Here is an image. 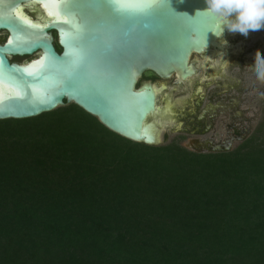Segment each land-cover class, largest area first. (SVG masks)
Listing matches in <instances>:
<instances>
[{
  "label": "trees",
  "instance_id": "trees-1",
  "mask_svg": "<svg viewBox=\"0 0 264 264\" xmlns=\"http://www.w3.org/2000/svg\"><path fill=\"white\" fill-rule=\"evenodd\" d=\"M0 264H264V119L208 153L73 103L0 120Z\"/></svg>",
  "mask_w": 264,
  "mask_h": 264
},
{
  "label": "water",
  "instance_id": "water-1",
  "mask_svg": "<svg viewBox=\"0 0 264 264\" xmlns=\"http://www.w3.org/2000/svg\"><path fill=\"white\" fill-rule=\"evenodd\" d=\"M205 7L204 0H158L153 15L128 24L114 23L106 12L81 9L78 18L86 25V58L73 67L65 62L68 38L61 36V29L71 30L69 25H53L40 0H0V59L4 61L0 64V81L5 97L0 100V120L36 117L73 103L123 138L157 144L161 129L177 130L179 123L161 119L155 126L150 125L157 114L154 108L158 92L153 89L164 84L150 80L138 84V79L150 72L160 79L173 77L175 84H185V79L199 70L190 61L193 53L211 52L210 49L227 52L221 45V36L217 38L211 30L207 31L217 29L215 18L197 12ZM16 8L33 23L49 27L31 28L15 15ZM10 35L17 37L19 43L14 45L16 51L5 55ZM42 56L47 57L44 66H36L33 75L20 71ZM167 99L172 100L169 95ZM205 143L197 150L228 151L231 141L212 144L207 139Z\"/></svg>",
  "mask_w": 264,
  "mask_h": 264
},
{
  "label": "rangeland",
  "instance_id": "rangeland-1",
  "mask_svg": "<svg viewBox=\"0 0 264 264\" xmlns=\"http://www.w3.org/2000/svg\"><path fill=\"white\" fill-rule=\"evenodd\" d=\"M223 39L227 41L226 45L221 44L226 53L210 49L211 52L191 55L190 61L199 70L185 79V84H175L173 77L160 79L150 72L138 79V84L146 80L164 84L157 93V104L162 108L169 95L173 114L164 117L179 123L178 130L161 129L158 143L154 145L173 142L190 151L208 153L191 148L188 140L209 138L213 142L231 141L228 150L231 151L264 119V96L260 95L264 93V84L258 83L254 71L248 68L255 67L258 56H264V36L245 39L239 33L226 31L220 38L221 43ZM188 126L196 129L188 132Z\"/></svg>",
  "mask_w": 264,
  "mask_h": 264
},
{
  "label": "snow or ice",
  "instance_id": "snow-or-ice-1",
  "mask_svg": "<svg viewBox=\"0 0 264 264\" xmlns=\"http://www.w3.org/2000/svg\"><path fill=\"white\" fill-rule=\"evenodd\" d=\"M36 2V0H33ZM158 0H87L86 3H80L78 0H40V6L47 12L49 21L53 25H69L70 31L61 29V36L68 38V51L65 53V62L69 66H79L86 58V49L83 43V35L86 31V25L79 22L78 12L81 9H94L106 12L116 24H128L144 17L153 15L157 7ZM15 15L34 29H45L49 24L33 23L28 17L24 16L20 8L15 9ZM65 42L64 39L61 41ZM19 40L10 35L7 39V52L5 55L16 51ZM46 56L40 60L33 61L32 65L21 69L25 74L31 76L34 74L36 66L43 67ZM0 59V64H3ZM3 82L0 81V100L4 99L2 90ZM163 87V86H161ZM155 91V89H153ZM19 96L20 92L16 91Z\"/></svg>",
  "mask_w": 264,
  "mask_h": 264
},
{
  "label": "clouds",
  "instance_id": "clouds-1",
  "mask_svg": "<svg viewBox=\"0 0 264 264\" xmlns=\"http://www.w3.org/2000/svg\"><path fill=\"white\" fill-rule=\"evenodd\" d=\"M204 2L206 7L197 12L207 13L215 18L217 29L207 31L211 30L217 38L218 35L223 37L225 29L230 33H239L245 39L264 36V0H204ZM221 44L226 45L227 41L224 40ZM248 68L254 71L256 81L264 84V56H258L255 67ZM260 95L264 96V93Z\"/></svg>",
  "mask_w": 264,
  "mask_h": 264
},
{
  "label": "bare ground",
  "instance_id": "bare-ground-1",
  "mask_svg": "<svg viewBox=\"0 0 264 264\" xmlns=\"http://www.w3.org/2000/svg\"><path fill=\"white\" fill-rule=\"evenodd\" d=\"M153 88H155L154 85H153ZM159 90H160V87H157L154 92L157 93ZM198 90H199V88H198ZM164 104H165V106H163L162 108L160 106H158V104L156 105V108H154V111L157 114L155 115V118L153 120L151 119L152 123L150 125L155 126V124L159 123L161 119H163V120L166 119L164 121L173 122L172 120H169L168 117L167 118L164 117L165 114L166 115H172L173 114V110L171 109L173 106V101L171 99H167ZM211 107H213V106L211 105ZM158 115H160L162 118L159 117ZM158 136H159V133H158ZM212 144H214V142H212ZM220 144H224V142H220ZM188 145L191 148L199 149L202 146L206 145V143H205V141L192 138L188 141Z\"/></svg>",
  "mask_w": 264,
  "mask_h": 264
},
{
  "label": "flooded vegetation",
  "instance_id": "flooded-vegetation-1",
  "mask_svg": "<svg viewBox=\"0 0 264 264\" xmlns=\"http://www.w3.org/2000/svg\"><path fill=\"white\" fill-rule=\"evenodd\" d=\"M53 35H54V46H55V49L59 52L60 51V47L58 46V43H57V38H56V33L55 32H53ZM152 74V73H151ZM199 115H201V114H199ZM197 118H199V116H197ZM196 118V119H197ZM201 118V117H200ZM188 128L190 129V127L188 126ZM172 129H174V128H172ZM196 129V127H194L193 129H190L188 132H192V131H194ZM178 130V129H177ZM192 139V138H191ZM193 139H197V138H193ZM207 139H209V138H205L204 140H202V141H205V140H207ZM190 140V139H189ZM188 140V141H189ZM210 140H212V139H210ZM212 142H213V140H212ZM220 142H223V140L222 141H220ZM220 142H218V143H220ZM228 142V141H227ZM227 142H224V144H227Z\"/></svg>",
  "mask_w": 264,
  "mask_h": 264
}]
</instances>
